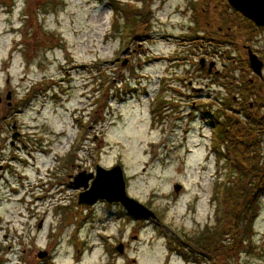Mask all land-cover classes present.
Wrapping results in <instances>:
<instances>
[{
  "label": "rangeland",
  "instance_id": "rangeland-1",
  "mask_svg": "<svg viewBox=\"0 0 264 264\" xmlns=\"http://www.w3.org/2000/svg\"><path fill=\"white\" fill-rule=\"evenodd\" d=\"M112 1L0 0V114L13 108L7 123L19 126L25 148L16 156L27 161L0 179V264H264V197L253 239L245 238L238 253L221 250L225 242L217 247L216 259H198L187 255L183 243L184 237L195 242L197 235L222 227V207L214 196L221 192L216 181L230 166L217 162L215 116L230 117L241 128L248 115L264 116L235 114L199 89V117L181 119L174 129L168 117L183 118L189 107L179 114V105L162 102L152 120L150 103L163 95L158 79L164 64L151 63L136 73V64H130L132 41L122 30L114 31L123 22L114 4L118 10L125 4L137 20L141 17L133 31L145 32L150 23L157 38L184 21L175 10L185 0ZM215 4H200L205 32L216 27ZM147 49L155 58L171 53L164 42ZM134 60L142 63L137 56ZM161 118L172 128L164 135ZM245 156L250 163L261 161L260 155ZM97 165L121 166L127 195L160 222H137L116 206H79L81 191L68 176L94 174ZM227 234L223 240L231 238Z\"/></svg>",
  "mask_w": 264,
  "mask_h": 264
},
{
  "label": "flooded vegetation",
  "instance_id": "flooded-vegetation-1",
  "mask_svg": "<svg viewBox=\"0 0 264 264\" xmlns=\"http://www.w3.org/2000/svg\"><path fill=\"white\" fill-rule=\"evenodd\" d=\"M203 1L185 0L183 6H178L175 10L177 16L180 15L184 21L177 22V25H173L170 30L166 29L163 34H160L161 36L156 38L154 34H151L149 23V29L143 32L142 38L135 37L132 41L130 54L134 58L137 56L142 61L141 63L134 58V61L130 59V64H136L134 68L136 73L151 63L164 64V73L158 79V90L162 91L163 95L157 96L156 99L153 96L151 99V119H156L157 114L154 112L157 106L163 104L162 102L170 107L179 105L180 107L177 109L179 114L182 113L180 110L183 107H189V114L183 118L172 117L171 114L168 117L171 124L181 119L187 120L188 116L192 117L194 114H198L199 117V110L203 106H201L203 102L199 101L202 96V94L199 95V89L200 92L205 90L204 94L210 100L215 97V102L219 105L228 108L230 105L231 112L235 114L250 113L253 115L256 112L264 116V27L245 18L230 7L225 0H213L216 3L214 7L218 9L216 27L206 28L207 32H205L199 25V9ZM129 2L133 4L132 1ZM139 20L141 21V17L138 16L134 27L136 31L140 25ZM206 25L209 26L208 23ZM130 26L129 22L126 28L129 29ZM213 28L215 29L213 30ZM123 34L126 35V31ZM158 42L167 43L171 48V53L160 55L159 58L150 55L148 46ZM144 43L146 49L141 48L142 50H140ZM123 53L127 54L128 50ZM146 88L147 86L144 89ZM228 99L232 101V105ZM207 107H211V104H208ZM12 109L10 111H13ZM10 111L8 113L3 111L0 114V137L4 134L5 140V144H0V179H4V176L7 175L6 172H11L15 165L27 166V161L22 159L21 155L16 156L25 146L23 144L24 148L22 147L20 138L22 133L19 126H16L15 122L13 129L8 126ZM163 120L166 121L165 118ZM171 124L166 126L165 123H162L161 118L159 126L164 129L162 130L163 135L169 129L174 127V129H178L176 127L178 123H175L176 125L172 128ZM7 148L8 154H4ZM78 168L80 167L78 166ZM15 175L18 180L22 179L20 172H16ZM68 177H70L69 183L73 185L72 176ZM90 183L91 181L88 182V185ZM97 204L105 205L109 210L115 206L120 207L119 204L109 205L100 201L95 205ZM95 205L87 208H93ZM149 221L143 222L148 223Z\"/></svg>",
  "mask_w": 264,
  "mask_h": 264
},
{
  "label": "trees",
  "instance_id": "trees-1",
  "mask_svg": "<svg viewBox=\"0 0 264 264\" xmlns=\"http://www.w3.org/2000/svg\"><path fill=\"white\" fill-rule=\"evenodd\" d=\"M111 2L114 3L112 0ZM115 6L116 4H114L116 15L123 22H119V25L116 24L114 31L125 30V40L127 41L128 38L129 42L134 41L135 37L142 38L143 32L136 33L132 30L136 22L134 11L125 9L123 6L118 10ZM132 18L133 23H131ZM145 18L148 21L150 19ZM129 22L131 26L128 29L126 25ZM34 95L31 98H26L23 103L26 104L35 98ZM106 105L107 103L104 104V107ZM219 117L215 116L216 122L212 124L218 152L217 162H223L225 167H228V164L230 166V172L216 181V187L220 186L218 190L221 189V192H216L214 196V202L217 201V204L222 207L223 221L219 230H215L216 232L207 231L197 235L194 237L195 242L184 237L183 243L188 245L190 251L187 255L190 254L198 259L201 255L203 258L214 260L218 257L217 254H221H215V252L221 251L225 247L226 250L224 251L238 253L241 244L246 242L245 238L251 242L254 236V220L259 213V201L261 197H264V152H262L264 151L262 145L264 141V119H257L248 115L247 124L241 128L237 126V121H233L230 117L225 116V120L223 117L219 120ZM245 155H250L251 158L260 155L261 161L259 158L257 162L250 163L251 160L249 161ZM242 158H246V161H243ZM227 233L231 238L223 240L224 236L228 237ZM225 242L227 243L221 247V250L217 248Z\"/></svg>",
  "mask_w": 264,
  "mask_h": 264
},
{
  "label": "water",
  "instance_id": "water-1",
  "mask_svg": "<svg viewBox=\"0 0 264 264\" xmlns=\"http://www.w3.org/2000/svg\"><path fill=\"white\" fill-rule=\"evenodd\" d=\"M225 1L245 18L264 27V0ZM89 181H91L90 186L88 185ZM72 184L83 190L78 195V205L89 207L97 201H105L107 204H120L126 213L135 219L157 220L153 212L127 195L124 173L119 165L108 170L97 167L94 175L77 176L73 179ZM174 190L178 192L179 186L175 187ZM117 251L122 253L121 245L117 247ZM38 256L41 257V254Z\"/></svg>",
  "mask_w": 264,
  "mask_h": 264
}]
</instances>
